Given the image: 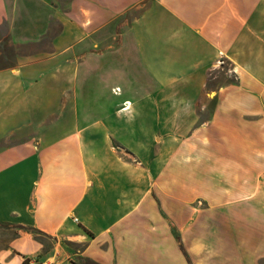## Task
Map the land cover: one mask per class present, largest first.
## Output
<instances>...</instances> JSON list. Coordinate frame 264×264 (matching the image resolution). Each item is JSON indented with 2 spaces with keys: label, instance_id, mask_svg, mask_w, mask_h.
Listing matches in <instances>:
<instances>
[{
  "label": "crops",
  "instance_id": "0c3cea01",
  "mask_svg": "<svg viewBox=\"0 0 264 264\" xmlns=\"http://www.w3.org/2000/svg\"><path fill=\"white\" fill-rule=\"evenodd\" d=\"M0 264H264V0H0Z\"/></svg>",
  "mask_w": 264,
  "mask_h": 264
},
{
  "label": "built area",
  "instance_id": "2783aa9c",
  "mask_svg": "<svg viewBox=\"0 0 264 264\" xmlns=\"http://www.w3.org/2000/svg\"><path fill=\"white\" fill-rule=\"evenodd\" d=\"M216 62H217V63H220V62H221V60H220V59H218Z\"/></svg>",
  "mask_w": 264,
  "mask_h": 264
}]
</instances>
